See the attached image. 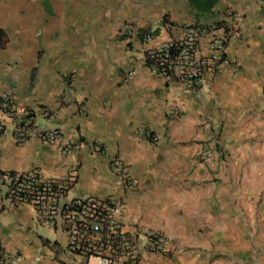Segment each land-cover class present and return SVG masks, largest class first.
Returning a JSON list of instances; mask_svg holds the SVG:
<instances>
[{
  "label": "crops",
  "instance_id": "crops-1",
  "mask_svg": "<svg viewBox=\"0 0 264 264\" xmlns=\"http://www.w3.org/2000/svg\"><path fill=\"white\" fill-rule=\"evenodd\" d=\"M76 2L84 6L82 15L89 17L88 47L82 50L77 48L79 36L72 24L74 0H0V29L8 36L6 48L0 51L11 52L3 55L1 62L53 64L49 71L41 69L43 77H53V81H62L64 74L57 73L58 67L69 65L81 90L67 89L59 103L48 106L53 113L48 125L61 129L67 138L76 133L83 138V144L67 154L36 139L15 144L2 138V168L37 169L45 177L58 179L77 166L69 196L122 198L125 210L121 222L126 231L139 224L160 230L173 240L176 251L166 255L145 251L139 264H236V257L245 259L243 264H264L256 259L259 247L243 243L258 235L264 239V208L259 215L253 211L254 199L264 196V0H218L207 12H213L214 20L222 25L228 21L225 9L236 10L241 18L237 34L229 42L230 63L216 76H207L196 89L163 79L144 62L147 50L169 38H179L180 30L155 26L152 29L158 31L153 41L138 40L125 53L126 41L115 37L129 17L126 8H135L132 0ZM206 47L204 39L201 50L206 52ZM121 57L125 72L133 70L135 78L129 81L125 73L121 86L113 89L117 77L113 64ZM15 97L19 106L29 104ZM141 126L147 127L157 142L139 135ZM210 128L221 129L230 145L228 176L237 190L220 185L207 191L190 179L157 180L155 168L147 164L150 150L144 153L143 144L155 147L150 157L157 165L171 162L173 177L181 171L175 169L178 161L191 154L186 144L207 138ZM95 142L103 144L102 152L93 146ZM115 150L125 161L141 167L137 188L129 190L118 182L110 165ZM181 211L192 220L195 230L188 241L178 242L175 220L185 217ZM0 241L5 251L20 254L22 259L16 264H87L70 256L65 249L66 235L44 225L26 204L0 207Z\"/></svg>",
  "mask_w": 264,
  "mask_h": 264
},
{
  "label": "built area",
  "instance_id": "built-area-1",
  "mask_svg": "<svg viewBox=\"0 0 264 264\" xmlns=\"http://www.w3.org/2000/svg\"><path fill=\"white\" fill-rule=\"evenodd\" d=\"M224 13L228 19L225 25H189L179 38H169L147 50L145 65L167 81L186 83L194 89L201 87L207 76H216L225 64L230 63L229 42L238 32L241 16L232 8L225 9ZM157 31L126 23L120 36L128 44L138 40L149 43L157 37ZM204 39L207 40L206 52L201 50ZM125 77L132 81L135 72L129 70ZM52 119L53 113L47 107H21L12 92L0 95V139L6 138L15 144L36 139L44 145L57 146L63 154L83 144L78 133L67 138L61 129L49 127ZM140 132L157 142V137L147 127ZM215 144L217 141L199 149L197 157L201 165L213 164ZM93 146L98 152L104 149L99 142ZM110 165L118 182L126 189L138 187V181L130 175L121 158L113 156ZM76 178L77 166L67 177L56 179L43 176L37 169L7 170L0 162V207L31 206L44 225L66 235L67 253L87 264H139L145 251L163 255L176 251L173 240L157 230L138 224L126 231L121 222L125 210L122 198L69 196ZM21 259L19 253L5 251L0 241V264H16Z\"/></svg>",
  "mask_w": 264,
  "mask_h": 264
},
{
  "label": "rangeland",
  "instance_id": "rangeland-1",
  "mask_svg": "<svg viewBox=\"0 0 264 264\" xmlns=\"http://www.w3.org/2000/svg\"><path fill=\"white\" fill-rule=\"evenodd\" d=\"M189 2L190 1L188 0H132V3L135 4V8L132 6H128L126 8L127 12L130 14L128 15V18L122 21L120 28L117 30V34L115 37L116 40H119L121 42L119 38L120 31L126 23H132L139 26L134 18L141 20L143 24H141L140 26L144 28L146 27L147 29H152L155 26H160L162 28L168 27L169 30H172V27H174L176 30H180L181 33L189 25L210 26L220 24L217 20H214L216 16L212 14L213 12H200L196 9H193L191 5H189ZM66 4H68V1H66ZM72 7L75 9L73 12L74 15L72 16V24H74L75 29H77V34L79 36L77 48L79 50H82L88 47V42L85 38V35L89 33L87 21L89 17L82 15L81 11L83 10L84 6L80 5V2L77 3L76 0H74ZM129 7H131V10H129ZM223 14L225 13L223 12ZM124 43L125 44L122 45L124 46V52L126 53L129 46L127 42ZM130 45L132 47V44ZM131 47L129 49H132ZM5 54L10 56L11 52L6 53L5 51H0V57ZM123 60L124 58L122 59L121 57L115 64H113L115 67H117V77L115 81L116 84L113 89L121 86L120 80L126 73L123 68ZM1 61H3V57L0 58V95L4 92H12L14 95H17L18 101L27 100L29 102L27 106L25 105L26 107H50V104L54 105L56 102L59 103V99L65 96V91L67 89H73L76 92L78 91V89L81 90L79 83L75 80L74 77L75 71L71 68L69 69V65L58 67L57 73L61 75V72L63 71L62 73L64 74V76H60V78H62V81H53V77L50 79L45 76L43 77L41 72V69H43V67H46L47 71H49L50 68L54 67L53 64H18L5 63ZM108 65L109 63L107 62L105 70H108ZM143 127L145 126L137 128L139 135L141 133L140 129H143ZM210 129L212 130H209L210 135L207 136V138L203 140L191 141L190 144H186L191 154L187 158L178 161L179 164L175 169H181V171L173 177H171V174H175V170L171 168V162L164 161L162 165H157L156 161L154 159H151L150 157V155L154 154L155 147L146 143L143 144L142 149L144 153H146L147 150H150L148 153L149 162L147 164L149 168H155L157 175H159L157 177V180H162L168 183L172 180H175V178L178 180V182H180L179 180L181 179H184V182L187 181L186 179H190L191 182H193L196 186H202L207 191H212L220 185H227L229 187L232 186L233 190H237V186L233 182V178L230 179V177L228 176L230 164L232 162L231 155L229 154L230 145L225 141V138L222 137L221 129ZM145 138L144 140L147 141ZM213 141H217V144H215V160L211 166L201 165L197 157V152L201 147L205 145H211ZM194 150H196V154H192ZM113 156L121 158L117 150L112 153V157ZM122 160L128 166L130 175L134 179H136L139 184L140 180L138 175L141 167H137L138 165H136L135 163H129L124 159ZM163 173H165L164 177ZM263 201L264 196L260 197V199H254L253 211L255 215H259V213L263 210ZM173 212L170 213L171 218H173L174 216ZM180 214L185 217L180 218V220H175L177 222V224H175V227L177 229L179 228L180 231V235H177L175 239L178 240V242H181L183 240L188 241L187 239L191 237L195 229L191 225L193 224L192 220H189L188 216L186 214H183V211H181ZM256 237L257 238H255L254 241L248 240L244 241L243 243H252L254 246L259 247L257 250L259 251V255L256 256V259L262 262L264 261V239L259 235ZM236 259V264L245 263V259H242L240 257H236ZM251 264H255V262Z\"/></svg>",
  "mask_w": 264,
  "mask_h": 264
},
{
  "label": "trees",
  "instance_id": "trees-1",
  "mask_svg": "<svg viewBox=\"0 0 264 264\" xmlns=\"http://www.w3.org/2000/svg\"><path fill=\"white\" fill-rule=\"evenodd\" d=\"M190 5L193 9H196L200 12L207 13L211 11L214 6L218 3V0H190ZM121 41H125L124 37H120ZM8 44V36L3 29H0V50L6 48ZM130 46V44H128Z\"/></svg>",
  "mask_w": 264,
  "mask_h": 264
}]
</instances>
